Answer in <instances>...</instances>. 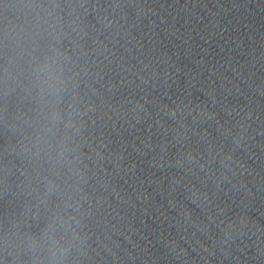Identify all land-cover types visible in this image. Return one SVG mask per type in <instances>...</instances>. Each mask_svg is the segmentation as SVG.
<instances>
[{
  "label": "water",
  "instance_id": "obj_1",
  "mask_svg": "<svg viewBox=\"0 0 264 264\" xmlns=\"http://www.w3.org/2000/svg\"><path fill=\"white\" fill-rule=\"evenodd\" d=\"M0 264H264V0H0Z\"/></svg>",
  "mask_w": 264,
  "mask_h": 264
}]
</instances>
